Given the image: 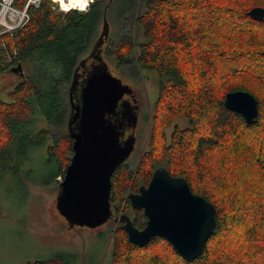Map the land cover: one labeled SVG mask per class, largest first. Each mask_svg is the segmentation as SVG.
Listing matches in <instances>:
<instances>
[{
	"label": "trees",
	"instance_id": "16d2710c",
	"mask_svg": "<svg viewBox=\"0 0 264 264\" xmlns=\"http://www.w3.org/2000/svg\"><path fill=\"white\" fill-rule=\"evenodd\" d=\"M98 1L87 13L75 8L64 13L53 0H38L27 5L20 27L0 33V72L12 67L18 74L0 98V175L12 161L18 136L33 131L29 140L45 146L52 177H62L71 137L67 129L51 137L48 126L66 119L78 57L116 0L101 6ZM24 2L13 0V5ZM144 3L139 14L126 0L118 4L129 15L125 18L138 24L139 36L126 31L109 39L105 49L117 65L133 60L141 71H152L158 86L149 146L134 169L121 163L113 170L109 200L133 211V218L126 214L142 228L146 216L142 208L132 207L128 194L147 185L154 168L162 165L213 203L216 226L201 253L187 261L165 237L155 235L144 246L133 243L122 221L111 231L108 264H264V19L247 13L252 6H264V0ZM234 89L256 97L258 114L252 122L224 105L225 93ZM178 117L188 124H175L167 142L164 128ZM27 264L75 263L56 253Z\"/></svg>",
	"mask_w": 264,
	"mask_h": 264
},
{
	"label": "water",
	"instance_id": "95a60500",
	"mask_svg": "<svg viewBox=\"0 0 264 264\" xmlns=\"http://www.w3.org/2000/svg\"><path fill=\"white\" fill-rule=\"evenodd\" d=\"M247 13L264 19V6H252ZM106 35L107 23L103 17L102 29L90 49L96 63L82 79L73 76L68 87L66 129L71 137L72 153L58 182L54 202L68 225L95 227L109 218L110 175L134 146L132 134L122 143L119 126L107 117L122 95L132 88L109 72L99 54L98 47ZM223 103L240 112L248 122L258 114L257 99L248 90L227 91ZM128 197L132 207L142 208L146 216L142 228L136 227L126 213L119 217L129 240L135 244L144 246L159 235L184 259L192 261L214 232L213 203L193 192L185 177L172 175L162 165L154 168L147 185H140Z\"/></svg>",
	"mask_w": 264,
	"mask_h": 264
},
{
	"label": "rangeland",
	"instance_id": "374dc122",
	"mask_svg": "<svg viewBox=\"0 0 264 264\" xmlns=\"http://www.w3.org/2000/svg\"><path fill=\"white\" fill-rule=\"evenodd\" d=\"M123 1L125 0L112 1L106 8L107 42L126 31L131 32L134 38L139 36L138 24L130 23V19H126L129 15L118 8V4ZM126 1L135 14L141 13L145 8V0ZM98 2L101 6L107 0ZM55 7L61 10L58 3H55ZM227 23L229 21L225 25ZM225 25L223 24V28ZM4 26H0V29ZM101 29L102 20L99 18L88 49L78 58L87 53L89 55V48L91 49ZM107 42L99 49V54L101 53L111 74L120 77L123 82L133 84L139 93L142 113H146L147 116L137 133L135 150L124 161L134 169L143 151L149 146L157 81L152 71H141L133 60L117 65L115 58L105 51L106 47L108 49ZM17 76L12 67L0 72V98L6 97V90L12 86ZM65 107L67 119L68 108ZM66 119L64 118L59 125L48 126L51 137L66 133ZM175 124L184 127L188 120L185 117H178L164 128L167 142ZM29 132L33 133L24 131L23 135L18 136V141L12 148V161L7 162V168H3L0 175V264H27L56 253L69 255L75 264H108L111 231L122 224L116 217L125 212L133 218L134 212L128 211L124 205L111 202L112 207L118 205L120 210L119 212L112 210L113 217L102 224L95 227L68 225L54 205L61 175L52 177L54 167L45 161L47 158L45 146L42 147L39 141L31 142ZM144 256L139 258L143 259Z\"/></svg>",
	"mask_w": 264,
	"mask_h": 264
},
{
	"label": "flooded vegetation",
	"instance_id": "af4514ba",
	"mask_svg": "<svg viewBox=\"0 0 264 264\" xmlns=\"http://www.w3.org/2000/svg\"><path fill=\"white\" fill-rule=\"evenodd\" d=\"M106 42H107V35L103 38V40L100 43L98 48L100 49L101 47L105 46ZM89 50H90V48H89ZM92 54L89 52V55L87 53L85 55H82L80 58H78L77 64L74 68V76L76 77L77 80L82 79L89 72L90 67L96 63V59L93 57ZM127 83H129V82H127ZM129 84H130L132 90L130 92H126L122 95V97L118 100V103H117L115 110H113L112 112L107 114V117L113 123H115L119 126V128H118L120 131L119 139L122 141V143L124 142L125 138H128V136L132 134V137L134 139V143H133L134 146H133L132 151L129 154V156H130L133 153V151L135 150L136 142H137V133H138L139 129L141 128V123H143V121L146 120L147 116H146V113H142L141 102H140L139 97H138L139 96L138 91L136 90V88L133 86L132 83H129ZM67 101H68V99H67ZM67 106H68V111H69V104H67ZM124 161L122 163H124ZM68 162H69V159H68L67 163ZM67 163H66V165H67ZM63 171H64V169H63ZM110 186H111V184H110ZM109 193H110V188H109ZM108 200H109V197H108ZM109 205L111 208V214H110L108 219L113 217L110 200H109ZM120 215L121 214H119L116 217V219L119 221H122L119 218Z\"/></svg>",
	"mask_w": 264,
	"mask_h": 264
},
{
	"label": "built area",
	"instance_id": "2783aa9c",
	"mask_svg": "<svg viewBox=\"0 0 264 264\" xmlns=\"http://www.w3.org/2000/svg\"><path fill=\"white\" fill-rule=\"evenodd\" d=\"M28 4L37 5L38 0H25L22 7L13 5V0H0V26L5 25L0 29V33L10 32L26 21Z\"/></svg>",
	"mask_w": 264,
	"mask_h": 264
},
{
	"label": "clouds",
	"instance_id": "9594fccd",
	"mask_svg": "<svg viewBox=\"0 0 264 264\" xmlns=\"http://www.w3.org/2000/svg\"><path fill=\"white\" fill-rule=\"evenodd\" d=\"M53 3H58L64 13H68L73 8L81 13H87L91 10L90 6L95 3V0H69L68 4H65L64 0H53Z\"/></svg>",
	"mask_w": 264,
	"mask_h": 264
},
{
	"label": "bare ground",
	"instance_id": "6f19581e",
	"mask_svg": "<svg viewBox=\"0 0 264 264\" xmlns=\"http://www.w3.org/2000/svg\"><path fill=\"white\" fill-rule=\"evenodd\" d=\"M65 4H68L69 3V0H64Z\"/></svg>",
	"mask_w": 264,
	"mask_h": 264
}]
</instances>
